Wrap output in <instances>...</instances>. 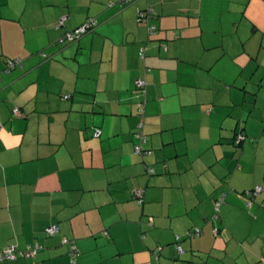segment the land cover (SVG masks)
Here are the masks:
<instances>
[{"label": "crops", "instance_id": "1", "mask_svg": "<svg viewBox=\"0 0 264 264\" xmlns=\"http://www.w3.org/2000/svg\"><path fill=\"white\" fill-rule=\"evenodd\" d=\"M119 1L0 0V264H264V0Z\"/></svg>", "mask_w": 264, "mask_h": 264}, {"label": "built area", "instance_id": "2", "mask_svg": "<svg viewBox=\"0 0 264 264\" xmlns=\"http://www.w3.org/2000/svg\"><path fill=\"white\" fill-rule=\"evenodd\" d=\"M130 1H132V0H122L121 4L128 3ZM110 5H112V3ZM149 10H151V12L153 11L152 8H150ZM141 17H143L142 19L147 20V18H146V16L144 14H141ZM64 19H65V17H62L61 18V22H63ZM96 22H97L96 18L90 17L81 26H79V27L75 28L74 30L70 31L62 39V42H69L70 43V42L77 41L82 35L87 33L92 27H94ZM149 32L155 33V26H150L149 27ZM19 64H21V60L20 59L8 60L9 68L10 67H15V66H17ZM144 85H145V81L144 80H140L138 82V86L144 87ZM15 113L19 115L20 111L18 109H15ZM143 113H144V104L141 103L140 104L141 122H140V124L138 126L137 131L135 132V136L139 140L135 144V152L136 153H150L149 150H146L144 148V146H145V144L147 142V136L143 133V123H144V114ZM100 132H101L100 130H97L95 135L99 136ZM257 190L260 191L261 188L258 187ZM135 194H136V197L138 198L139 202L142 203L143 202V200H142L143 190L138 189V190H136ZM218 205H220V202L217 203V206ZM58 230H59V226L57 224L52 225V226H50V227H48L46 229V231L50 235L55 234ZM65 242H67V239H65ZM38 248H39L38 245H36L35 247H30L29 246L27 251L24 252L23 250H18V248L15 245H9L4 250H2L0 252V257H1V259H4V258L16 259L18 256L24 255V253H25L26 256H33L37 252ZM179 249H180V251H183V249L181 247H179ZM70 254L72 255V263H75L76 257L79 254V250H78L77 246L75 244H73V243L71 244Z\"/></svg>", "mask_w": 264, "mask_h": 264}, {"label": "rangeland", "instance_id": "3", "mask_svg": "<svg viewBox=\"0 0 264 264\" xmlns=\"http://www.w3.org/2000/svg\"><path fill=\"white\" fill-rule=\"evenodd\" d=\"M206 14H210V15H217V14H221L222 15L223 14L225 16L226 12L224 13L223 11H219L218 7H214V9L208 10ZM244 32H245V30H243V33ZM257 41H258V44H259L260 41H261V37H260V39H257ZM258 44H257V46H259ZM44 54L45 53H42L43 56H44ZM244 55L245 54H242V55L238 56V59H240V57H244ZM247 55H246V57H248V59H249L250 55L249 54H247ZM251 60H252L253 69L250 71V73H248L249 82H246V80L243 79L244 80V84L247 85L249 83L250 89H248L249 90L248 92H245L244 89H241L242 96L245 93H247L248 95L249 94L252 95L253 92H251V87H253L254 84H256L255 86L258 87V89L260 87L264 88V46H262L261 48L258 47L256 52H254L253 57H252ZM243 62L247 63V59L243 58ZM250 80H252V82H250ZM259 84H260V86H259ZM242 96L240 97L241 99H242ZM253 96H255V95H253ZM259 96L261 97L259 102L262 105V107H264V92H259ZM245 103H246V105H249V104H247V103H249L248 101L245 102ZM238 108H240V106H238ZM241 108L245 109V106H242ZM251 122L253 123V126H252L253 130L256 131V133H254L256 137H252L251 135H248V140L246 141L247 144H249L251 141H256V139H259L260 136H261V132H257L260 129L259 126H258V123L256 121H253V118H251ZM257 134L260 135V136H257ZM246 139H247V136L245 135L244 141ZM254 151H255L254 149L248 150L247 156H252ZM260 158H262V162L264 164V153L263 152H261Z\"/></svg>", "mask_w": 264, "mask_h": 264}, {"label": "trees", "instance_id": "4", "mask_svg": "<svg viewBox=\"0 0 264 264\" xmlns=\"http://www.w3.org/2000/svg\"><path fill=\"white\" fill-rule=\"evenodd\" d=\"M121 1L122 0H120L119 2H120V4H121ZM132 1H134V0H132ZM132 1H130V2H128V3H131ZM128 3H123V4H121V5H125V4H128ZM113 4V3H112ZM141 14H144L145 16H146V18L148 17L149 18V16H150V14H149V12H148V8H147V10L146 11H140L139 13H138V15H139V20L140 21H146V20H144V19H142L143 17H141ZM90 18V17H89ZM88 18V19H89ZM87 19V20H88ZM86 20V21H87ZM85 21V22H86ZM96 25H97V22H96V24H95V26L94 27H92L88 32H90V31H92V30H94V28L96 27ZM150 26H155V25H150ZM149 26V27H150ZM155 30H156V26H155ZM156 32V31H155ZM150 33H152V32H150ZM62 41V40H61ZM75 42V41H74ZM61 43H65V44H67V43H69V42H61ZM70 43H72V42H70ZM44 56H47L46 54H44ZM16 59H20L21 60V64H19V65H17V66H20V65H22V59L21 58H15V59H13V58H8L7 59V69L8 70H10V69H12V68H14V67H10L9 68V66H8V60H16ZM17 66H15V67H17ZM65 97H68V95H65ZM143 103V102H142ZM144 104V116H145V103H143ZM15 109H18L19 111H20V108H15ZM15 109H14V114H16L15 113ZM16 115H18V114H16ZM19 115H21V111H20V114ZM139 116H140V107H139ZM140 119H141V117H140ZM96 136V135H95ZM244 137H245V134L244 133H239V134H237L236 136H235V141H236V144L237 145H239L240 147L242 146V144H243V142H244ZM258 187H260L261 188V190L263 189L261 186H255L254 187V189H250V190H245V191H243V193L245 194H249L250 192H260V191H258L257 190V188ZM224 201V198H223V200H221L220 201V204L222 203ZM220 206V205H219ZM46 231V230H45ZM217 230H216V228H215V231H214V233L215 234H217ZM46 233H48L47 231H46ZM49 234V233H48ZM67 239V242L66 243H69V248H68V254H69V257H70V261H71V264H77V257H78V255H77V257H76V260H75V263H72V255L70 254V248H71V244L73 243V244H75V242L73 241V240H71V239H69V238H66ZM36 245H38L39 246V248H38V250H37V252L33 255V256H26L25 255V253H24V255H21V256H18V257H25V258H32V257H34L42 248H43V246L41 245V244H39V243H36V244H34V245H27L25 248H23V249H20V248H18L17 246V248H18V250H23L24 252H26L27 251V249H28V247L30 246V247H35ZM76 245V244H75ZM77 246V245H76ZM78 248V247H77ZM79 250V249H78ZM17 257V258H18ZM4 259H9V258H4Z\"/></svg>", "mask_w": 264, "mask_h": 264}]
</instances>
